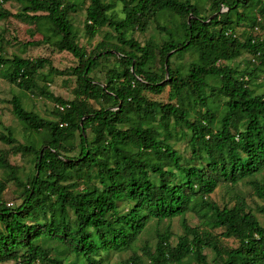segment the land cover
<instances>
[{
    "label": "trees",
    "instance_id": "16d2710c",
    "mask_svg": "<svg viewBox=\"0 0 264 264\" xmlns=\"http://www.w3.org/2000/svg\"><path fill=\"white\" fill-rule=\"evenodd\" d=\"M86 1L84 35L93 38L101 24L115 35L114 43L100 41L89 53L69 17L77 2L0 0V20L32 25L42 44L76 62L61 71L73 79L71 99L64 100L47 91L61 74L47 59L0 54V79L53 103L49 120L25 110L17 96L8 101L27 142L18 144L9 130L0 142L15 144L12 153L29 157L32 169L22 181L0 157V264H64L70 256L102 264V255L121 251L130 252L121 264H209L204 250L211 264H264V224L241 197H231L230 206L210 199L219 186L244 183L264 203V184L254 179L264 171V92L250 88L257 74L264 79V0H203L205 17L191 0H120L121 18L106 0ZM6 2L19 11L10 15L1 8ZM165 14L168 29L157 24ZM151 23L164 38L140 45L132 35ZM241 25L249 33L238 37ZM183 53L193 57L186 67L172 61ZM242 54L250 71L227 65ZM109 60L100 83L93 73ZM165 89L167 103L151 99ZM182 139L186 161L172 147ZM6 182L20 188L14 207L2 199ZM255 211L264 217V205ZM186 214L198 225L190 227ZM174 219L181 234L171 244ZM149 221L156 227L153 249L135 247ZM229 239L235 247L223 244Z\"/></svg>",
    "mask_w": 264,
    "mask_h": 264
},
{
    "label": "rangeland",
    "instance_id": "374dc122",
    "mask_svg": "<svg viewBox=\"0 0 264 264\" xmlns=\"http://www.w3.org/2000/svg\"><path fill=\"white\" fill-rule=\"evenodd\" d=\"M72 1V0H70ZM108 3L113 5L111 14H114L117 18H121V3L120 0H106ZM197 5L200 17H205L208 14L207 3L203 0H191ZM74 3H78L79 7L75 12L70 13L69 17L72 22L74 31L76 32V40L79 46H81L86 53H89L91 49L100 41H115V35L106 26V24H101L96 30L93 38L88 39L83 33V21H84V9L87 6L86 0H73ZM1 8L10 15H14L19 11V6L13 2H6L1 5ZM226 9H221L220 12H225ZM110 13V12H109ZM158 26L168 29L172 26L171 19L167 18V15H163L157 19ZM249 30L246 26L241 25L235 30V34L238 37L242 35H247ZM133 38L140 45H143L147 40H154L157 44L160 43L164 38V34L161 31H157L155 24L151 23L147 31L143 34L135 32L133 33ZM0 54L5 58H10L11 56H19L24 59H36L43 58L47 59L51 66L60 72V75L52 76L51 82L47 85V91L55 97H60L64 100H70V90L73 88V79L67 74H63L61 71H65L68 68L74 67L76 64L75 60L67 53L57 52L50 46L41 43V37L34 31L32 25H28L21 21L14 19L9 16L5 19L0 20ZM193 60V57L189 53H183L180 57L172 59L174 64L186 67L188 63ZM249 57L246 54H242L238 59L233 62L227 63L231 68H236L238 71H250L253 67L248 63ZM256 62L253 63L255 65ZM111 60L107 61L106 67L98 68L93 73V77L97 79L98 82L102 83L104 72L107 67H111ZM42 72H46L45 69ZM40 79V76L38 77ZM250 88L257 92H264V79L263 74H257L251 80ZM12 96H17L21 102L22 107L27 111L35 112L39 117L45 119H52L50 112L53 108V103L38 97L30 96L26 93L18 91L15 87L9 85L5 80L0 79V133L6 134V130H9L18 144H25L27 141V131L22 127L11 115L10 105L8 101ZM153 101H158L161 103L168 102L167 90L165 89L160 95H150ZM97 107L98 105L95 104ZM88 135V132L86 131ZM77 135L70 145L75 146L77 143ZM185 139L182 141L178 140L172 143L173 149L180 154L181 158L186 161L189 158V150L185 145ZM15 144L6 145L0 142V157H4L9 165L14 166L18 169V177L20 180L24 181L25 177L30 173L32 169V163L29 157L21 156L20 154H13L12 148ZM77 150L72 152L71 156H75ZM4 179L3 170L0 169V181ZM255 180L262 182L264 184V171L254 177ZM250 180H253L251 178ZM241 197L247 209L250 210L260 224H264V217L256 213L255 209L259 206H263L264 203L252 195L251 188L244 184L238 183L235 186H219L214 193L210 196V199L217 203L218 205L227 204L232 205L231 197ZM2 199L6 206L14 207L20 203L22 197L20 196V188H17L13 183L6 182L5 189L2 194ZM125 203L118 204L120 210L126 209ZM185 220L190 227L198 225V219L192 214H186ZM166 225L165 221L161 222L159 229H162ZM169 231L171 233L170 243L174 244L177 237L181 234V229L177 219L172 220L168 223ZM155 222L149 221L145 227L143 233L138 237L135 242V247H141L143 243H147L149 248L152 250L155 238ZM223 244L227 247H235V241L223 240ZM51 246H55L54 243ZM139 254V250L137 252ZM203 254L209 264L212 263L213 255L209 250H204ZM130 256L129 251H121L118 253H108L102 255L104 260L102 264H121L122 261L126 260ZM5 264H13L12 262ZM64 264H81L80 260L70 256L66 259Z\"/></svg>",
    "mask_w": 264,
    "mask_h": 264
},
{
    "label": "water",
    "instance_id": "95a60500",
    "mask_svg": "<svg viewBox=\"0 0 264 264\" xmlns=\"http://www.w3.org/2000/svg\"><path fill=\"white\" fill-rule=\"evenodd\" d=\"M190 18V17H189ZM188 18V20H189ZM169 56V53L165 56L164 60H163V69H164V76H165V80L167 79V75H168V71H167V57Z\"/></svg>",
    "mask_w": 264,
    "mask_h": 264
},
{
    "label": "built area",
    "instance_id": "2783aa9c",
    "mask_svg": "<svg viewBox=\"0 0 264 264\" xmlns=\"http://www.w3.org/2000/svg\"><path fill=\"white\" fill-rule=\"evenodd\" d=\"M59 109H61V108L59 107Z\"/></svg>",
    "mask_w": 264,
    "mask_h": 264
}]
</instances>
